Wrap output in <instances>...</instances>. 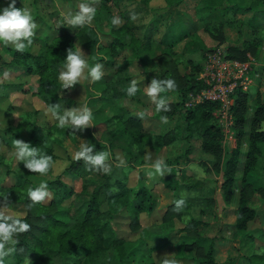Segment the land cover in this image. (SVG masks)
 <instances>
[{
  "label": "trees",
  "instance_id": "obj_1",
  "mask_svg": "<svg viewBox=\"0 0 264 264\" xmlns=\"http://www.w3.org/2000/svg\"><path fill=\"white\" fill-rule=\"evenodd\" d=\"M122 1L98 0L92 18L96 27L105 22L109 28V56L118 58L121 52L129 50L142 68H156L157 81L169 78L174 80L175 87L172 89L161 84L163 91L157 93L154 104L155 118L163 123L179 116L185 123L186 135L183 139H199L201 153L210 157L208 162H200L199 165L207 173H222L220 193L225 206L232 205L235 191H238L234 209L235 221L232 225H226V232L231 234V239L245 238L243 244L247 249L242 259L246 264H264V237H254L247 233L248 224L257 215L256 210L249 204L250 197L253 193L264 195V185H255L250 181V175L256 172H261L264 177V129L261 127L264 123V100L258 93L254 104L250 105L248 92H236L232 105L235 143L232 150L226 154L222 146L221 130L213 116L217 105L204 102L190 108L184 106L189 94L204 88L198 80L202 68L197 63L192 64L196 67L188 73L179 72L177 54L173 49V42L169 40L170 34L178 29L173 20L167 32L158 39L156 21H152L142 31V25L138 24L134 13L127 10H118L117 14L113 12V8L118 9ZM145 1L139 0L142 4H145ZM199 5V16H212V12H221L214 15V19L219 18L221 14H231L235 18L237 13H250V20L254 23L251 22L249 30L245 32L247 37L242 41V47L229 46L227 50L239 53L241 56L234 58L241 61L246 60L248 56L257 55L264 44V0H200ZM119 16L121 23L116 25L112 21ZM185 21L189 29L194 26V22L188 17ZM226 21L228 24L233 23V20ZM68 29L65 25L57 31L50 41L44 43L42 51L34 55L15 48H6L12 58L1 62L7 66L19 65L13 67L23 68L26 73L37 76L38 88L34 94L48 110L51 105H59V113L62 110L61 105H74L73 100L63 94L61 81L58 79L66 49L73 45L75 49L77 42L88 52L89 65L101 60L96 54L99 36L93 26L86 23L76 25L71 31ZM145 61L147 64H144ZM136 62L124 60L122 64L114 60L110 64L114 67L112 75L95 81L94 86L104 101L102 106L111 105L115 111L105 120L109 131L101 136L100 141H93L89 126L80 129L72 126L70 122L64 127L58 126V122L41 125L34 119L31 120V114L24 119L28 125V136L24 138L23 143L37 148V159L40 154L50 155L52 163L57 158L55 146H60L66 138L76 141L80 137H87L92 140L94 145L89 144L90 154L94 155L110 149L113 141L121 137L127 140V148L122 149L126 165H111L105 170L83 158L71 160L63 174L70 176L71 180L80 178V190L75 191L70 184L57 177L44 183L48 193L46 200H32L28 195V189L36 187L30 178L32 170L26 168L25 164L10 170V164L4 163V157L0 156V165L7 167L5 175L13 174L15 178V183L7 184L8 186L3 184L4 180H0V199L7 197L1 192L12 195L23 211L22 216H10L0 210V218L8 216L29 225L27 230L20 231L14 237V241L5 245L13 250L0 256L2 264H72V258L78 255L83 257V264H141L135 261L136 254L144 259L141 260L142 264H155L150 259V250H158L156 246L166 242L172 233L195 236L189 244L195 250V254L188 257L192 264H226L215 261L216 238L200 233L201 228L209 224L208 219L204 220V217L214 215L211 209L213 190L207 192L204 180L186 176L184 172L179 179L173 178V190L177 194L184 192L185 197H178L174 204L167 207L160 223L141 225V215H152L157 207V198L145 185L140 173L137 175L136 185L129 186V174L135 167L144 164L145 148L158 152L179 138V130L174 128L167 133L147 130L141 117L135 118L117 103L125 98L135 100L136 95L127 94V87L135 77L130 74L131 68L140 66ZM172 93H176V100H172ZM161 99L164 100V106L158 111L156 105ZM161 116L164 119H161ZM188 153L187 149L185 154ZM185 162H190L188 157ZM166 165L179 166L180 161L167 159ZM175 171L173 169L174 176ZM118 221L126 223L127 233L122 234V231L117 229ZM149 243L155 245L151 246L150 250L147 245Z\"/></svg>",
  "mask_w": 264,
  "mask_h": 264
},
{
  "label": "rangeland",
  "instance_id": "obj_2",
  "mask_svg": "<svg viewBox=\"0 0 264 264\" xmlns=\"http://www.w3.org/2000/svg\"><path fill=\"white\" fill-rule=\"evenodd\" d=\"M97 1L98 0H16L15 6L27 8L37 23V27L34 30L35 35L32 37V43L26 45V47L21 50L26 53H31L32 55L40 53L44 47V43L50 41L53 36L57 34V31L61 30L65 25L68 26V30L70 31L76 26L66 23L65 15L70 10L72 12L78 11L81 3L95 6ZM199 1L200 0H146V3L142 4L139 0H123L120 2L118 9L113 8V12L117 14L118 10H127L129 13H134L138 24L142 25V31L146 29L152 21H156L155 25L158 30L156 37L158 39H161L164 33L167 32V29L173 20L175 27L178 29L177 32L170 34L169 40L173 42V49L177 54V68L181 74H186L193 67H196L195 65H197V63H199L202 68L206 54L215 48L222 49L226 55L233 56V59L240 57L241 55L239 53L229 51L227 50V47L239 44L242 47V41L247 37L245 32L249 30L251 22L254 23L250 20V13H237L235 18L231 14L225 16L221 14L219 18H213L214 15H219L221 12H212V16H199L197 15V13H200L201 9ZM8 3L9 0H0V7L7 6ZM187 17L194 22V26L191 29L186 25L185 20ZM117 18L118 22L116 25H119L121 23L120 16ZM226 19L233 20V23L228 24ZM96 30L99 36L98 49H96L97 57L101 59L99 60V63L106 67H109L114 60L115 62L122 64L124 60L130 62L137 61L136 63H139L138 59H135L129 50L121 52L118 58L109 56L108 45L111 41L109 28L105 30V32H103V29ZM179 30H181V32H178ZM207 30L212 31V33ZM191 31L193 32L190 33ZM76 45L79 46L87 60L88 52L77 42ZM6 48L11 49L14 47L10 44H0V156L4 157V163H8V165L10 164L11 167L9 169L13 170L12 167L24 164L23 161L16 160V148L13 144V139H18L23 142L24 138L28 136V125L24 121L26 116L31 114V120L34 119L35 122L41 125H49L58 122V116L51 114L47 109V106L34 94L38 88L37 76L26 73L23 68L15 67L19 65L9 64V66H7L1 63L2 61L12 58V54L9 53ZM250 57L253 62L254 60L259 61L263 58L262 54ZM144 64H147V62L145 61ZM192 64L195 65L192 66ZM13 65L15 66L13 67ZM139 65L140 63L138 66ZM86 71L87 69H85V73ZM130 74L135 76L134 80L137 84V90L142 88L139 89L141 93L135 97V101L138 100L137 103L140 105L137 106L134 111L136 112L138 110L136 117H141L144 128L155 133H167L174 128L179 130V138L175 142L166 147H162L158 152L145 149L144 157L147 158L149 162L157 161L160 165H166L167 159H179L180 166H182L184 163H188L185 162L187 157L190 161H199V163L208 162L210 157L201 153L199 139L195 137L183 139L186 132L184 129L185 123L181 117L176 116L170 121L163 123L155 118L154 103L158 92L154 97H150L147 94L146 89L153 80L158 79L156 68L145 71V67L142 68L140 65L138 68H131ZM89 78L84 75L71 87L61 88L63 94L66 97H70L75 103L74 105H61V114L70 110L79 111L82 109L84 106L83 102L86 99L85 85L89 82ZM78 91L81 92L78 94ZM249 95V104L253 105L255 95L253 93ZM71 96L75 98H72ZM77 96L80 97L77 98ZM172 98L175 100L176 94L172 95ZM75 100L79 101L78 104H76ZM86 107L89 108L87 104ZM102 108L103 106H101L98 111ZM106 109L107 117L115 112L112 110L110 111V106L108 105ZM124 109H127V111L130 112L129 108L124 107ZM65 123H69V121L66 120ZM91 125L92 123L90 120L88 126L91 128ZM261 127L264 129V123ZM94 128L95 127L93 126L91 130L94 142L100 141L101 136L107 134L109 131L106 122L98 125L95 129ZM83 138L86 139L85 146H88L89 144L94 145L92 140L87 137ZM81 145L82 144H78L77 140L73 141L71 138H66L60 146H55V154L57 158L50 163L48 170L45 173L32 171L30 178L34 181L36 185L35 188L39 187L42 182L44 185L47 180H54L57 177H60L62 180L70 184L75 191H79L81 179L75 178L74 180H71L70 176L63 174V171L69 165L71 160L77 159L75 158V152ZM125 148H127V140L120 137L116 141H113L110 149L103 150L108 153L106 159L108 165L107 169H109L111 165H126L124 162L126 159L125 155L122 154V149ZM187 149L189 150L188 155L185 154ZM155 157L156 160H154ZM6 170L7 167L5 168L0 165V180H4V185L15 183L14 175L10 174L6 176ZM184 170V173L187 174L189 169L186 170L185 168ZM159 174L160 171L158 169L149 171L147 177L143 174V180L147 179L148 181L147 183L145 181L143 182L148 185V188L152 190L157 198V210L155 209L151 216L145 214L141 215L140 220L142 226L149 225L153 222H160V217L165 211L167 205L174 199L171 195V190L158 181ZM188 174H192L194 178H200L201 180H206L209 176V173H204V169L198 167H194L193 169L190 168ZM210 176L214 177L213 175ZM238 176H240V171L238 172ZM250 181L255 185H264V177L261 175V172L251 174ZM136 183L137 173L135 170L129 174L128 185L135 186ZM204 185L207 187V192L213 190L211 194L213 201L211 203V209H213L212 211L215 216L207 215L204 217V220L208 219L210 223L201 228L200 233L202 235L216 238L214 254L218 259H222L226 256L224 261L226 264H246L245 260L242 259L244 251L247 249L245 248V244H243L245 238L231 239V234L226 232V225H229L227 221L228 217L218 216L220 213L219 206H223V203L221 204V202L218 201V196L216 194V187H218L217 184L212 185L207 183V181H204ZM42 190L46 191L44 187ZM1 194L7 196L4 199H0L1 212L10 216H22V207L14 201V197L12 195H7L6 192H1ZM183 196L185 197L184 192H179L177 195V197ZM47 198L48 193L46 191L44 199L46 200ZM250 206L257 211V215L256 218L248 224L247 233L252 234L254 237H264V195L253 193L250 197ZM230 212V210L224 208L222 214L229 216ZM116 225L117 229L122 231V234L127 233L128 229L125 222L118 221ZM18 233L19 232L15 233L14 237ZM185 237H187V239H185ZM194 238V235L185 234L183 236V234L175 233L169 238V240H166V242H161L159 247L156 246L158 250L155 251L150 250L152 248L151 246H155L154 243H149L147 245L149 246L148 249L151 251L150 259L155 264H164L165 261H175L176 264H192V262L188 260V257L195 254L193 247L189 246L191 240ZM134 258L137 263L141 264L144 260H142L138 254H136ZM72 264H83V257L80 255L74 256L72 258Z\"/></svg>",
  "mask_w": 264,
  "mask_h": 264
},
{
  "label": "clouds",
  "instance_id": "obj_3",
  "mask_svg": "<svg viewBox=\"0 0 264 264\" xmlns=\"http://www.w3.org/2000/svg\"><path fill=\"white\" fill-rule=\"evenodd\" d=\"M16 0H9L7 6L0 7V44H10L15 49L21 50L26 45L32 43V37L35 35L37 27L36 21L33 19L32 14L27 8L16 7ZM95 7L81 3L79 10L72 12L71 10L65 15L66 23L69 25H84L92 20L95 15ZM113 23L118 22V18H113ZM87 69V73H85ZM87 75L91 80H99L102 75V64L96 62L89 65L85 59L78 45L75 44L66 49L64 57V64L62 70L58 74V79L61 81V87H71L77 83L78 80ZM161 84L167 88L172 89L175 87L174 80L169 78L165 81L153 80L147 87L146 91L150 97H154L157 92L163 91ZM137 91L136 81L133 79L129 82L127 87V94L129 96L135 95ZM164 106V100L161 99L157 102L156 108L159 111ZM59 105L50 106L49 111L58 116V126L64 127L65 121L76 128H84L88 126L89 121L92 119V113L89 108L83 106L81 110H70L63 114L59 113L57 109ZM161 119H164L161 116ZM13 144L16 148V160L23 161L25 167L32 171L45 173L50 167L52 157L46 154H40L39 158H35L38 153L37 148L29 147L27 143H23L18 139H13ZM91 146L81 145L75 152V158H83L90 164L97 166L101 169H107L108 165L106 159L108 153L106 151H99L94 155L90 154ZM44 187L43 182L37 188H29L28 195L32 200H41L46 195V191L42 190ZM29 225L19 219H13L5 216L0 218V256L6 255L11 252L12 248H6L5 245L14 241V234L20 231L27 230ZM2 264V261H0ZM164 264H176L175 261H165Z\"/></svg>",
  "mask_w": 264,
  "mask_h": 264
},
{
  "label": "crops",
  "instance_id": "obj_4",
  "mask_svg": "<svg viewBox=\"0 0 264 264\" xmlns=\"http://www.w3.org/2000/svg\"><path fill=\"white\" fill-rule=\"evenodd\" d=\"M97 5H98V1H97L96 5L94 7H97ZM88 24L91 25V26H93L95 29H99V30L103 29V32H105V30L108 29V26H107V24L105 22H103L101 25H99V27H96V25L92 22V20L89 21ZM235 46H237L238 48H241V45L240 44L239 45H235ZM260 54H262V57L263 58H261L259 61L254 60V62H253V67H252V71H251V75H252V78H253V84L249 88L248 93L249 94L253 93L255 95L254 98L259 93L261 95V98L264 100V44L258 50L257 55H260ZM248 57H250V56H248ZM145 71H147V69H145ZM102 72H103V75H102V77L99 80H103L108 75H112V73L114 72V67L113 66L106 67V66H103L102 65ZM134 79H135V77H134ZM95 81H93V80H91L89 78V82L85 85V92H86V95L85 96H86V99L83 102L84 103V106H86V104H87V106L90 108L91 113H92V119H91L92 125H91L90 130H92L93 126L96 128L98 125H101L102 123H104L105 120H106V118H107V115H106L107 114L106 113V110H107L106 107L107 106L106 105L103 106V108L100 111H98V109L103 105V102L104 101H103V98H102L101 94L99 93L98 89L95 88L96 86H94ZM139 89H142V88H139ZM139 89L135 93L136 96L141 93V91ZM80 92L81 91H78V94ZM175 94L176 93H172L171 94V97H172V95H175ZM71 97L72 98H75L73 96H71ZM79 97L80 96H77V98H79ZM176 98H177V95H176ZM176 98H175V100H176ZM172 100H173V98H172ZM75 101H76V104H78L79 101H77V100H75ZM117 103L120 104L121 106L125 107V108H129L130 112L132 113V116H134L135 118H140V117H136L137 116L136 114L138 113V110L136 112L134 111V109H136L137 106H139L140 104L139 103H136L135 100H133L132 98L131 99L130 98L121 99ZM126 105H127V107H126ZM111 110L114 111L113 107L110 105V111ZM85 140L86 139H84L83 137H80V138L77 139L78 144H83V145H85V143H86ZM145 149L146 150H149L150 148H145ZM145 149H144V155H145ZM150 150L153 151V152H155L152 149H150ZM154 160H156V157H155ZM194 167H198V168L204 169L202 166L199 165V161H190L188 163H184V165H182V166L179 165V166L173 167V166H168V165H160V164L157 163V161H152V162L150 161L149 162L147 160V158L144 157V164L141 165V166L135 167L132 170V172H134L136 170L137 175L139 173L140 174L143 173L147 177L148 176L147 174H148L149 171L158 169L160 171V174L158 175V181L160 183H162L163 186H166L168 189L171 190V195L174 198L173 201L167 205V207H168V206L174 204L177 201V199H178L177 192L173 190V186H174L173 181H172L173 178L174 179H179V176L181 175V173L182 172H185V170H184L185 168H186V170L189 169L187 171L189 173L190 168L193 169ZM173 169L176 170L175 171V176H174ZM188 173L187 174L185 173V175L186 176H192L193 177L192 174H188ZM204 173H205V170H204ZM143 174L141 175L142 180H143V176H144ZM208 175L209 176L207 177V179L206 180L203 179V180L204 181H207V183L212 184V185L217 184L218 187H216V194L218 196V201L221 202V204H222L223 203V200H222V196H221V193H220V184L222 182V173L215 174L213 172H209ZM210 175H213L214 177H211ZM196 179L201 180L200 178H196ZM143 181H145L146 183L148 182L147 179L146 180L144 179ZM215 181H218V182H215ZM145 185L148 187L147 184H145ZM237 196H238V193H237V190H236L235 191V195H234V200L232 202V205L225 206L224 203H223V206H219L220 207V213H219L218 216L219 217H221V216L228 217L227 218V221H228V224L229 225H232L234 223V221H235L234 209H235L236 203H237V198H238ZM167 207H166V209H167ZM224 208L225 209L227 208L228 210L231 211L229 216H225L224 214H222ZM166 209H165V211H166ZM165 211L163 212V214L160 217V222H161L162 216L164 215ZM256 214H257V211H256ZM160 222H157V223H160ZM209 223H210V221H209ZM227 233H229V232H227ZM173 234H175V233H172L169 238H171L173 236ZM180 234H183V233H180ZM169 238L167 240H169ZM150 256H151V254H150ZM214 258H215V261L217 263H224V261L226 259V256L224 258H222V259H218V257L214 254Z\"/></svg>",
  "mask_w": 264,
  "mask_h": 264
},
{
  "label": "built area",
  "instance_id": "obj_5",
  "mask_svg": "<svg viewBox=\"0 0 264 264\" xmlns=\"http://www.w3.org/2000/svg\"><path fill=\"white\" fill-rule=\"evenodd\" d=\"M253 60L241 61L227 57L220 48L210 50L206 56L198 80L204 88L189 94L184 106L210 102L217 105L213 116L222 133V146L229 152L234 147V119L232 105L238 90L248 92L253 84L251 75Z\"/></svg>",
  "mask_w": 264,
  "mask_h": 264
}]
</instances>
